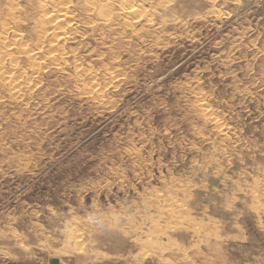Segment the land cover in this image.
Here are the masks:
<instances>
[{"label": "rangeland", "instance_id": "rangeland-1", "mask_svg": "<svg viewBox=\"0 0 264 264\" xmlns=\"http://www.w3.org/2000/svg\"><path fill=\"white\" fill-rule=\"evenodd\" d=\"M84 1L0 0V264H264V0Z\"/></svg>", "mask_w": 264, "mask_h": 264}, {"label": "bare ground", "instance_id": "bare-ground-1", "mask_svg": "<svg viewBox=\"0 0 264 264\" xmlns=\"http://www.w3.org/2000/svg\"><path fill=\"white\" fill-rule=\"evenodd\" d=\"M9 1H11V0H9ZM13 1V0H12ZM56 1L57 0H41V2L38 4L39 5V8H42L43 9V7H44V12H46L47 10H46V8H50V7H52V4H55V5H53V6H55L54 7V9H56V10H52V11H50V12H46V13H43L42 14V16H41V18H39L38 16H37V18H39L38 19V22H37V26L39 27V30H38V32H40V33H38V34H40V36H39V39L37 40V41H48L49 43H51V47H53V48H51L52 50H54V51H56L57 53L59 52L60 54H65V52L63 51V49H65V48H63L62 46H59V44L58 43H56L57 42V40H55V38L54 37H56V39L58 38L57 36H59V37H61V36H63L61 39H63V38H66L65 36H64V34H65V28H63V30H62V27H60V26H58V23H64V24H66V23H68L69 22V20H68V18H70V15L68 14L69 13V9H67L65 6H64V9L63 8H60L58 5L60 4H58V3H56ZM62 1V0H61ZM66 2V4L67 3H69L70 2V0H65ZM72 1V0H71ZM90 1V0H89ZM102 0H95L94 2H91V9L92 10H94L95 8H97V9H99L98 8V5H99V2H101ZM107 2V7H108V9H104V11L106 10H108L109 12L111 11V8H110V3L112 2V1H115V0H106ZM37 2V1H36ZM83 2H85L84 0H83ZM103 2V1H102ZM10 4H11V2H9ZM15 3H16V1H15ZM35 3V2H34ZM62 3V2H61ZM89 3V2H88ZM118 3H120L118 6H120L118 9V12H121V14L120 15H122L123 17H125L124 19V21L123 22H125V24L126 25H128V26H130V25H132L133 23H135V21L134 20H131L130 21V19H131V17H130V15L132 14V13H136V11L134 12V9H137V8H133V6H132V4H134L135 2H132V1H129V0H120V1H118ZM117 3V4H118ZM138 3V2H137ZM141 3V2H140ZM36 4V3H35ZM123 4H124V6H123ZM160 4V3H159ZM13 5V4H12ZM11 5V6H12ZM82 5H84V4H82ZM127 5V6H126ZM137 5V4H136ZM141 5V4H140ZM139 5V6H140ZM15 6V5H14ZM28 6V5H27ZM62 6V5H61ZM74 6L76 7V5L74 4ZM78 6V5H77ZM85 6H88V5H85ZM117 6V7H118ZM138 6V7H139ZM112 7V6H111ZM17 8H18V6H17ZM31 8V7H30ZM37 8H38V6H37ZM38 8V9H39ZM83 8H84V6H83ZM90 8V7H89ZM42 9H39V10H41L42 11ZM53 9V8H52ZM97 9H95L94 11L96 12V10ZM148 9V8H147ZM23 10V9H22ZM39 10H38V12H39ZM46 10V11H45ZM99 10H101V9H99ZM113 10V9H112ZM7 11V10H6ZM12 11V10H11ZM14 11V10H13ZM71 11V10H70ZM89 11V10H88ZM93 11V12H94ZM101 11H103V10H101ZM100 11V12H101ZM139 11H141V10H139ZM9 12V11H8ZM38 12H36V13H38ZM90 12H92V11H90ZM93 12H92V14H93ZM99 12V11H98ZM104 13H106V12H104ZM6 14V13H5ZM41 14V13H40ZM97 14V13H96ZM98 14H100V13H98ZM101 14H103V13H101ZM7 15V14H6ZM17 14H15V16H16ZM35 15V14H34ZM37 15V14H36ZM104 15V14H103ZM141 15V14H140ZM9 16V15H8ZM13 16V15H12ZM96 16V15H95ZM98 16H101V15H98ZM72 17V16H71ZM102 17V16H101ZM100 17V18H101ZM106 17V16H105ZM108 17V16H107ZM133 17H134V15H133ZM143 17V16H142ZM11 18H13V17H11ZM15 18V17H14ZM73 18V17H72ZM95 18V17H94ZM132 19H134V18H132ZM73 20V19H72ZM102 20V19H101ZM107 20V19H106ZM6 21V20H5ZM32 21H34V19L32 20ZM37 21V20H36ZM71 21V20H70ZM74 21V20H73ZM72 21V22H73ZM75 22V21H74ZM103 22H105V21H103ZM122 22V23H123ZM5 23H7V22H5ZM4 23V24H5ZM33 23V22H32ZM125 25V26H126ZM37 26H35L36 28H37ZM121 26H123V25H121ZM64 27H65V25H64ZM124 27V26H123ZM6 29V28H5ZM9 29V28H8ZM4 29H1V31H3ZM33 30H34V28H33ZM32 30V32H34ZM37 30H35V32L37 31ZM7 31V30H6ZM6 31H3V32H5V33H1V35H2V37H3V40L5 41V42H3L2 43V48H4L3 46H5V47H10V46H13V45H15V41L17 40V38H19L20 37V35L19 34H16L15 32L12 34V36L10 37V38H8V34L6 33ZM56 33H59L58 35H56V36H54V34H56ZM69 33V32H68ZM0 35V36H1ZM48 35H50L49 36V38H47L48 37ZM68 38V37H67ZM1 39V38H0ZM9 39H11L10 41H12V43H9ZM20 39V38H19ZM8 41V42H7ZM23 42V41H22ZM25 42V41H24ZM61 42V41H60ZM26 43V42H25ZM1 44V43H0ZM4 44V45H3ZM18 44H20V43H18ZM38 44V43H37ZM37 44H35L36 46H37ZM26 47V46H25ZM24 47V48H25ZM1 48V49H2ZM16 48V47H15ZM63 48V49H62ZM8 49V48H7ZM21 49H23V48H21ZM26 49V48H25ZM2 50H4V49H2ZM1 50V51H2ZM8 50H10V49H8ZM16 50H17V48H16ZM19 50H20V48H19ZM24 50V49H23ZM34 50H40L38 47H36V48H34V49H30L29 48V50H26V53L27 54H32L33 52H34ZM0 51V52H1ZM19 52V51H18ZM23 52H25V51H23ZM22 52V53H23ZM5 53H9V52H5ZM21 53V52H20ZM25 53V54H26ZM36 53V52H35ZM47 54H46V56H48V57H53L52 55H51V53L53 54V52H46ZM1 54H3V53H1ZM22 55V54H21ZM33 55L34 54H32V55H30V59H33ZM29 56V55H28ZM4 57V56H3ZM27 57V56H26ZM0 59H2V58H0ZM17 59V58H16ZM10 60V59H9ZM13 60H15V59H13ZM41 60V59H40ZM1 61V60H0ZM12 61V60H11ZM31 61V60H30ZM34 61V60H33ZM32 61V62H33ZM38 61V60H37ZM54 61V60H53ZM15 62L16 61H14V64H15ZM59 62V61H58ZM38 63V62H37ZM11 64H13V61H12V63ZM43 64H44V62H43ZM58 64V63H57ZM15 65H17V64H15ZM15 65H13V66H15ZM34 65V64H33ZM1 66V65H0ZM31 66V65H30ZM55 66V65H54ZM10 67V66H9ZM32 67V66H31ZM41 67H42V65H39V64H35V69L34 70H36V72L35 73H37V74H35V75H38V72L40 73V71H39V69H41ZM3 68V67H2ZM4 69V68H3ZM13 69V68H12ZM12 69L10 68V70L12 71ZM33 70V71H34ZM11 71H7L6 72V70H5V72H0V82L1 83H3L4 85H6L7 87H6V89L8 88V91L12 94V95H14V96H16V97H20L21 98V95H24V94H21V86H22V84L23 83H27V84H29L27 81H29L28 80V78H29V76L27 77V76H25V75H21V76H23V77H21V76H15V74H13ZM29 71H31V69L29 70ZM32 71V72H33ZM32 75V74H31ZM30 75V76H31ZM34 76V75H33ZM110 76V75H109ZM89 77H91V76H89ZM93 77H96V76H94V74H93V76H92V78ZM30 78H32V77H30ZM93 79H95V78H93ZM32 80V79H31ZM30 82V81H29ZM92 82V81H91ZM109 82H111V81H109ZM94 83H95V81H94ZM112 84V83H111ZM26 85V84H25ZM95 85H97V83L96 84H90L88 87H87V91H88V93H92V92H94V90L96 89L95 88ZM113 85V84H112ZM111 86V85H110ZM22 87H24V86H22ZM102 88V87H101ZM24 90H25V88H24ZM98 90V89H97ZM7 91V90H6ZM26 91V90H25ZM101 91H103V90H101ZM27 92V91H26ZM21 94V95H20ZM97 94H99V93H97ZM10 95V94H9ZM26 95V94H25ZM28 95V94H27ZM92 96L94 95V94H91ZM13 96V97H14ZM98 96H100V95H98ZM97 96V97H98ZM18 97V98H19ZM23 98V97H22ZM204 110V109H203ZM199 111L200 110H198V113H199ZM202 111V110H201ZM202 112H204L205 113V117L207 116V120L209 121V122H212L215 126L216 125H218V122L216 121V119L213 117V115H215V114H213V112H210L209 111V109L208 110H204V111H202ZM167 197V196H166ZM169 202V201H168ZM170 204V203H169ZM92 221H96L95 219H92ZM99 226H102V224L100 225L99 224ZM107 229V228H106ZM109 230V229H108ZM115 232V231H114ZM118 237H119V234H112L111 235V238H114V239H118ZM119 241V240H118ZM141 258V257H140Z\"/></svg>", "mask_w": 264, "mask_h": 264}, {"label": "water", "instance_id": "water-1", "mask_svg": "<svg viewBox=\"0 0 264 264\" xmlns=\"http://www.w3.org/2000/svg\"><path fill=\"white\" fill-rule=\"evenodd\" d=\"M58 259H56V258H53V259H51L50 260V264H58Z\"/></svg>", "mask_w": 264, "mask_h": 264}]
</instances>
